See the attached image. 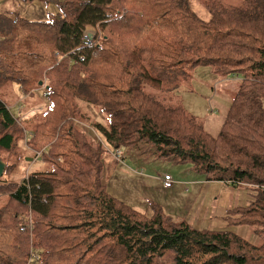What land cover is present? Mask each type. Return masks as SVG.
<instances>
[{"label":"trees","instance_id":"1","mask_svg":"<svg viewBox=\"0 0 264 264\" xmlns=\"http://www.w3.org/2000/svg\"><path fill=\"white\" fill-rule=\"evenodd\" d=\"M208 1V20L189 0H65L46 22L0 14V90L13 83L29 95L44 83L49 104L30 131L0 99L4 176L22 152L46 167L0 178V264H264V240L199 229L158 206L148 216L104 183L112 148L251 188L223 220L264 238V0ZM199 68L242 78L217 136L145 92H175Z\"/></svg>","mask_w":264,"mask_h":264},{"label":"rangeland","instance_id":"2","mask_svg":"<svg viewBox=\"0 0 264 264\" xmlns=\"http://www.w3.org/2000/svg\"><path fill=\"white\" fill-rule=\"evenodd\" d=\"M62 1L65 0H35L32 3H24L22 0H0V14L16 13L30 21L46 22L51 15L59 12L58 3ZM208 2V0H189V6L201 19L208 20L209 13L206 10ZM223 2L231 6H241L243 0H223ZM95 34L96 29L93 27H89L85 31L86 38H92ZM241 81V77L223 78L214 73L211 68H199L190 71L188 77L183 79L181 86L175 92L162 93L149 87H145V92L166 106L184 108L207 133L217 136L236 97ZM43 85L33 90L29 95L20 86L13 83H7L0 90V99L30 131L35 130L41 121L42 113L48 109L49 104L44 96ZM29 109L32 110L28 112ZM91 110L95 114L96 122L106 123V117L97 108H91ZM106 153L104 183L107 191L131 208L149 216L152 214L151 207L158 206L169 214H171L170 212L180 213L181 217L174 219L186 221L193 227L232 231L252 243L261 244L263 242V236L255 233L253 228H228L223 220V217L226 216L225 207L230 204V208L233 209L247 204L253 198V189L245 186L231 187L221 183L209 184L202 177L190 172L186 166H176L169 162H154L145 157L142 160H140L141 158L133 159V154L125 149L106 148ZM21 156L24 157V161L18 157L10 160V163L16 164L17 167L13 173H7L3 177L4 180L21 182L27 177L29 168L30 172L46 170V167L39 161L30 162L28 165L29 157L24 152ZM137 170H142V172L139 173ZM165 171L171 174L174 182L182 185L180 187L182 192L191 188V194L185 198L177 197L176 199L169 196L168 198L161 197L155 194L151 187L144 186L140 181L142 179L135 176L157 179ZM193 180L198 183L196 187H190L193 185ZM211 192L212 202L209 204L208 198ZM8 199L7 196L0 197V208L8 203ZM200 208H204V214L198 217ZM193 212L194 216H192ZM210 213L211 221L205 216Z\"/></svg>","mask_w":264,"mask_h":264},{"label":"crops","instance_id":"3","mask_svg":"<svg viewBox=\"0 0 264 264\" xmlns=\"http://www.w3.org/2000/svg\"><path fill=\"white\" fill-rule=\"evenodd\" d=\"M30 110H32V109H29L28 110V112L30 111ZM81 126H83V127H85V128H87L86 126H84V125H82V124H80ZM222 128V127H221ZM88 129V128H87ZM146 158V156L145 155H143V154H140L139 155V158H141L140 160H142L143 158ZM29 159H33V158H29ZM133 159H137V158H133ZM29 163L31 162H34V159H33V161H28ZM142 165V164H141ZM190 171V170H189ZM29 172H30V168H29V171H28V174H29ZM137 172H139V173H141L142 172V170H137ZM28 174H27V176H28ZM165 175H171L169 172H163L162 174H160L159 176H158V178L157 179H153V178H150V177H141V176H137V175H135L136 176V178H140V179H142V180H140L141 182H142V184L144 185V186H146V187H151V189L152 190H154V193L155 194H158V195H160L161 197H166V198H168V196L170 197V198H172V199H176L177 197H183V198H185L186 196H188V195H190L191 194V188H190V190L189 189H187L186 191H183L182 192V189H180V187L182 186L181 184H179L178 182H174V185H173V187L172 188H170V189H168V188H165V186H164V176ZM144 180V181H143ZM192 186H190V187H196L197 186V182H195V180H193V182H192ZM209 184H211V183H209ZM218 184H220V183H218ZM195 191H196V189H195ZM209 201H210V203L209 204H211V202H212V192H211V194H209ZM230 205V204H229ZM229 205H227L226 207H225V209H224V211H225V213H226V215H227V212L229 211V210H231V206H229ZM173 207V206H172ZM228 207V208H227ZM173 208H176V207H173ZM176 211H177V209H175ZM167 214H169V212H167V211H165ZM171 214H169V215H171V217L172 218H180L181 217V214L180 213H178V212H170ZM204 214V208H200V209H198V214H197V216L198 217H200V216H202ZM192 216H194V212L192 213ZM205 216H207V218H208V220L209 221H211L212 220V215H211V213L209 214V215H205Z\"/></svg>","mask_w":264,"mask_h":264},{"label":"built area","instance_id":"4","mask_svg":"<svg viewBox=\"0 0 264 264\" xmlns=\"http://www.w3.org/2000/svg\"><path fill=\"white\" fill-rule=\"evenodd\" d=\"M87 39H91V38H87ZM173 185H174L173 177L171 175H165L164 176V186H165V188L170 189V188L173 187Z\"/></svg>","mask_w":264,"mask_h":264},{"label":"water","instance_id":"5","mask_svg":"<svg viewBox=\"0 0 264 264\" xmlns=\"http://www.w3.org/2000/svg\"><path fill=\"white\" fill-rule=\"evenodd\" d=\"M44 83H40V86H42ZM28 161H33V159H28ZM6 164L0 159V178L4 176L5 170H6Z\"/></svg>","mask_w":264,"mask_h":264}]
</instances>
